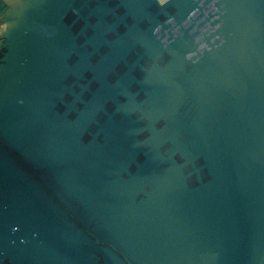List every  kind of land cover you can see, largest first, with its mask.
Instances as JSON below:
<instances>
[{"label": "water", "instance_id": "1", "mask_svg": "<svg viewBox=\"0 0 264 264\" xmlns=\"http://www.w3.org/2000/svg\"><path fill=\"white\" fill-rule=\"evenodd\" d=\"M0 264H264V0H0Z\"/></svg>", "mask_w": 264, "mask_h": 264}]
</instances>
